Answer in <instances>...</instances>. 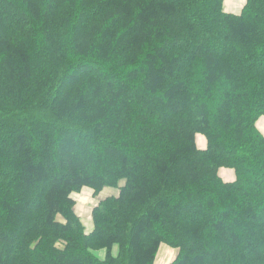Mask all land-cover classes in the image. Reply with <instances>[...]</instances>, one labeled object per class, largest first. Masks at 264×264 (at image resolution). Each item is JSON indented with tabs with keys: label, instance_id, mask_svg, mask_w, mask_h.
I'll use <instances>...</instances> for the list:
<instances>
[{
	"label": "trees",
	"instance_id": "obj_1",
	"mask_svg": "<svg viewBox=\"0 0 264 264\" xmlns=\"http://www.w3.org/2000/svg\"><path fill=\"white\" fill-rule=\"evenodd\" d=\"M225 1L0 0V264H264V0Z\"/></svg>",
	"mask_w": 264,
	"mask_h": 264
},
{
	"label": "rangeland",
	"instance_id": "obj_2",
	"mask_svg": "<svg viewBox=\"0 0 264 264\" xmlns=\"http://www.w3.org/2000/svg\"><path fill=\"white\" fill-rule=\"evenodd\" d=\"M245 1L246 0H227V3L229 5H237L238 6L239 3H245ZM257 125H258V128L260 129V131L264 134V117H261L258 120ZM204 142H205L204 137H202V136L197 137V144H198V147L200 149H202ZM205 149H202V150H205ZM115 194H116L115 190L108 189V190H105V192L100 194L98 197H95L93 194V191L91 189H88V188L83 189L82 192L79 194H74L73 198L75 199V201L77 203L76 212L81 217L87 233H90L94 228V225H93V222L91 219V214H92V210L94 209V207L97 206L101 200H103L109 196L115 195ZM116 253H117V251H116ZM99 255L101 258L105 257L104 252L100 253ZM159 256H160V260H159L160 262H167V261H172L176 255H175L174 251L168 249V247H166V246H163L161 252L159 253Z\"/></svg>",
	"mask_w": 264,
	"mask_h": 264
},
{
	"label": "crops",
	"instance_id": "obj_3",
	"mask_svg": "<svg viewBox=\"0 0 264 264\" xmlns=\"http://www.w3.org/2000/svg\"><path fill=\"white\" fill-rule=\"evenodd\" d=\"M245 4H246V1H245V3H239V5L237 6V5H229L228 3H227V0L225 1V4H224V10H225V12H227V13H233V14H239L241 11H242V9H243V7L245 6ZM206 146H207V142H206V139H205V142L203 143V146H202V149H205L206 148ZM220 175H221V177L223 178V180L224 181H226V182H234L235 181V179H236V177H235V173H234V171H232V170H228V169H222L221 171H220ZM163 248V247H162ZM162 248H161V250H162ZM168 249H170V248H168ZM161 250H160V252H161ZM170 250H172V249H170ZM166 251V250H165ZM172 251H174V250H172ZM159 252V253H160ZM174 253H175V255H176V251H174ZM176 257V256H175ZM175 259V258H174ZM173 259V260H174ZM160 260V256L158 255V258H157V264H170L172 261H167V262H160L159 261Z\"/></svg>",
	"mask_w": 264,
	"mask_h": 264
}]
</instances>
